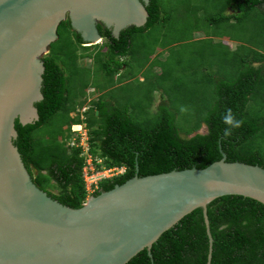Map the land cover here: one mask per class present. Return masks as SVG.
Segmentation results:
<instances>
[{
    "label": "trees",
    "instance_id": "1",
    "mask_svg": "<svg viewBox=\"0 0 264 264\" xmlns=\"http://www.w3.org/2000/svg\"><path fill=\"white\" fill-rule=\"evenodd\" d=\"M166 1L150 0L146 5L149 13L146 25L129 26L119 37H115L111 29L99 25L107 38L106 43L100 48L86 47L84 53H79L83 38L72 29L70 20L60 24L59 39L44 57V98L36 103L40 118L26 125L17 118L18 137L14 142L34 182L64 205L80 208L88 197L83 176L87 157L80 147L69 148L67 139L71 136V125L80 121V117L74 118L70 113L79 105L84 106L86 100L82 97L90 86L99 92L98 98L90 101L86 112L90 154L102 158L101 161L95 158L96 168L126 167L123 174L103 180L94 195L125 183L137 173L147 176L174 169L205 168L220 160L223 153L228 161L264 167L262 51L251 52L250 49L241 54L242 43L236 48L227 46L229 51H224L223 57L232 56L226 65V72L232 76L208 77V89L203 83L205 78L196 81V88L182 79L170 88L161 89L162 81L179 80L183 76L179 75L180 69L174 72L164 68L160 77L146 83L145 90L142 86L134 89V95L126 91L122 97L115 95L112 98L110 92L102 93L107 85L117 81L127 83L154 60L152 56L157 49L151 46L152 35L149 34L157 30V34L163 37L159 28L171 20L174 9ZM225 4L208 20L215 25L225 21L231 23L232 20L241 23L243 17H253L263 31L259 38L263 45L264 24L255 17L261 13L263 16L260 17L264 18V0H226ZM186 24L201 26L196 18ZM217 36L239 41L226 30ZM205 40L213 44V37ZM173 43L167 42L160 48L171 49ZM173 50L168 58L174 55ZM88 56L94 60L91 68L79 62ZM164 63L166 61L162 65ZM131 67L137 70L133 72ZM124 68L126 72L119 73ZM87 75L94 76L92 82L89 77L83 78ZM180 89L188 91L178 95ZM157 90L163 97L158 104L153 96ZM186 100L189 101L188 107L182 108V101ZM229 108L243 123L226 137L223 129L227 126L222 116ZM203 124L208 126L205 134L198 132ZM208 216L214 239L210 264H264L263 203L243 195H225L209 203ZM209 249L210 238L203 209L197 208L162 234L153 244L152 255L144 249L127 264H207Z\"/></svg>",
    "mask_w": 264,
    "mask_h": 264
},
{
    "label": "water",
    "instance_id": "2",
    "mask_svg": "<svg viewBox=\"0 0 264 264\" xmlns=\"http://www.w3.org/2000/svg\"><path fill=\"white\" fill-rule=\"evenodd\" d=\"M149 2L0 0V264H127L144 249L152 255L162 234L197 208L210 238V264L209 203L243 195L264 204V167L228 161L225 153L205 168L136 174L80 208L64 205L34 182L14 142L16 120L26 125L39 119L42 58L58 38V26L70 14L85 40L101 38L98 21L118 37L124 28L147 22Z\"/></svg>",
    "mask_w": 264,
    "mask_h": 264
},
{
    "label": "rangeland",
    "instance_id": "3",
    "mask_svg": "<svg viewBox=\"0 0 264 264\" xmlns=\"http://www.w3.org/2000/svg\"><path fill=\"white\" fill-rule=\"evenodd\" d=\"M225 3L226 0H189L188 2L184 0H167L166 4H171L169 5V7H172L174 9L171 11V20L166 25L159 28V31L161 33H164L163 37L157 34V30H154L153 33L151 31L149 34L152 35V39H150V41L152 40L151 46L155 47V50L157 49L155 54L152 56L155 57L154 60L146 64L145 67V70L147 71V69H149L148 71L150 73H144L145 70L136 72L137 76L127 81V83L123 85H119V83H117L116 86L111 89L110 96L112 98H114L115 95L122 97L126 91L131 95H134V89L138 88L139 86H142L143 90H145L144 86L146 85V83L152 80H156V78L160 77V75L164 71V68L173 71L175 70L174 72L180 69L179 75L183 76L180 77L179 80L175 78L173 80L167 79L162 81L159 85L161 89L165 87L170 88L176 82L180 83L182 79L185 82L192 84V86L196 88V81L203 78H205L206 83L203 81L202 82L205 84L206 89H208V77L213 76L219 78V76L221 75H225L226 77H228V75H230V77L232 76V73L226 72V65L228 64L230 55L228 57H223V52L229 51V49L227 48V46L229 45L227 43H230L229 47L232 48H236V45L242 43L243 46L241 47V54L249 51L250 49L251 52L254 50L264 52V44L262 45L261 41L259 40L263 31L259 27L260 25L258 24V22L254 21L253 17H243L241 23H230L225 21L215 25L208 20L211 15L218 14L226 5ZM183 6H185V8ZM226 12H228V8L226 9ZM259 15L263 16L261 13ZM260 16L255 18H257L258 20L261 19L262 23L264 24V18ZM194 18L197 19L199 25H201L200 27H193L191 25L187 26L186 23L189 21H193ZM223 30H226L230 34L238 37L237 39H239L241 43L237 42L233 44L229 39H221V37L217 36L219 35V32ZM211 37H213L212 45L210 44L211 41L205 40V38ZM170 41L174 42L172 44L173 48L168 50H166V48L160 49V47ZM221 42H223V44ZM172 49H174V55L168 58V54H170ZM156 59L160 62H157ZM165 61L166 63L162 65V63ZM83 63L88 65L89 67L93 66L92 58L83 61ZM131 70L134 72L137 70V68L133 69L131 67ZM100 71L103 73L102 70ZM86 77H89L90 81L92 82V77L94 76H83V78ZM106 85L107 84H105V86ZM109 86L110 85H107L106 88H108ZM91 91L92 88H90L87 92ZM169 91L172 94H176V91H171L170 89ZM185 91L188 90H177V94L180 95ZM98 96L99 92H93L90 96V99H97ZM153 96L156 104H158L163 98L161 91L158 90L154 92ZM182 102V108L188 107L186 106L187 104H189L188 100ZM200 131L206 132V128L202 127ZM87 171L88 170L86 169V172ZM98 177L99 176L97 175L91 178L87 177V183L88 181L90 183L92 180L98 179Z\"/></svg>",
    "mask_w": 264,
    "mask_h": 264
},
{
    "label": "clouds",
    "instance_id": "4",
    "mask_svg": "<svg viewBox=\"0 0 264 264\" xmlns=\"http://www.w3.org/2000/svg\"><path fill=\"white\" fill-rule=\"evenodd\" d=\"M229 11H230V9H229ZM149 18V17H148ZM66 20H70V22H71V19H70V14H68L67 15V17L63 20V21H66ZM62 21V22H63ZM147 21H148V19H147ZM61 22V23H62ZM231 22H237V21H234V20H232ZM60 23V24H61ZM147 23V22H146ZM146 23L144 24V25H146ZM99 25H102L104 28H108V29H111V28H109V27H106V25L104 24V23H102V22H100V21H98L97 22V27H98V29H99ZM144 25H142V26H144ZM60 26V25H59ZM59 26H58V28H59ZM71 26H72V23H71ZM130 26H132V25H130ZM129 27V26H128ZM141 27V26H140ZM58 28H57V34H58ZM127 28V27H126ZM72 29H73V27H72ZM125 29V28H124ZM74 31H76L75 29H73ZM111 31H112V29H111ZM76 32H78V31H76ZM99 32H100V34H101V38L100 39H98L97 41H93V40H85L84 38H83V35L80 33V32H78V33H80L81 34V36H82V38H83V42H82V46H81V48L79 49V53H84V52H86L87 51V49H86V47H94V46H97V48L99 47V46H101V45H104L105 43H106V41H107V38H106V36L105 35H103L102 33H101V31H100V29H99ZM122 32V31H121ZM112 34H113V32H112ZM121 34V33H120ZM120 36V35H119ZM118 36V37H119ZM116 37V36H115ZM220 37V36H219ZM59 39V34H58V38L55 40V41H57ZM221 39H229L233 44H235V43H241V41L239 40V41H235V40H232V39H230L229 37H227V36H225V37H221ZM55 41H53L51 44H50V47H49V50H48V52L47 53H45L44 54V56H43V61H44V57L48 54V53H50V51H51V46H52V44L55 42ZM229 46H230V43H227ZM237 46V45H236ZM100 48V47H99ZM232 48V47H231ZM161 49V48H160ZM169 49V47H166V50H168ZM83 50V51H82ZM166 50H164V51H166ZM161 56V55H160ZM168 56H169V54H168ZM90 58H92V57H85V58H83V59H80L79 60V62L81 63V65H85V66H87V67H89L88 65H86V64H84L83 63V61H86L87 59H90ZM254 62V65H256V63H255V61H253ZM252 62V63H253ZM92 64L94 65V60H93V58H92ZM93 67V66H92ZM91 68V67H90ZM126 68H124V69H121L120 70V72L119 73H125L126 72V70H125ZM119 75L120 74H118L117 75V78H116V81H117V79L119 78ZM42 77H43V75H42ZM127 82V81H126ZM117 83H119V85H121V84H123V83H125V82H123V83H121V82H119V81H117L115 84H113V85H110L108 88H105L103 91H102V93H107V92H110L111 93V89L112 88H114V86H116V84ZM42 85H43V82H42ZM90 88H92V91L91 92H87V94L84 96V99H83V97H82V99L83 100H86V103L84 104V106H78L77 107V109L75 110V111H72L71 113H70V115L72 116V117H74V118H76V117H80V121H78V122H75V123H73L72 125H71V136L67 139V144H68V146H69V148H72V147H80L81 149H82V154L83 155H85L86 157H87V159L90 157V156H92L91 154H90V135H89V125H88V121H87V115H86V112L88 111V109H89V107H90V101H92V99H90V96L92 95V93L93 92H97L96 91V88L94 87V86H90V87H88V89H87V91L90 89ZM43 93V92H42ZM101 94V93H100ZM44 96V95H43ZM41 101V100H40ZM37 102H39V101H37ZM37 102H35V106H36V103ZM37 107V106H36ZM37 109H38V107H37ZM38 112H39V110H38ZM39 118H40V115H39ZM39 120V119H38ZM222 120H223V123L227 126V127H225L224 129H223V135L224 136H230L231 134H232V130L233 129H235V128H239L241 125H242V123H243V121L241 120V119H239V118H237V116L233 113V111H232V109H226V111H225V113L223 114V116H222ZM35 121H37V120H35ZM34 121V122H35ZM34 122H32V123H34ZM205 125L206 124H203V126L202 127H205ZM207 126V125H206ZM201 127V128H202ZM208 127V126H207ZM200 131V130H199ZM198 131V132H199ZM208 132V131H207ZM207 132H204V134L205 133H207ZM16 146H18V145H16ZM19 148V147H18ZM20 150V149H19ZM21 152V151H20ZM21 156H22V158H23V155H22V153H21ZM93 157V156H92ZM94 158V157H93ZM96 159H98L99 161H101L102 160V158L100 157V156H97V157H95ZM94 158V159H95ZM23 161H24V158H23ZM25 162V161H24ZM25 165H26V163H25ZM27 167V166H26ZM85 167H86V165L84 166V172H83V176H84V181H85V183H86V188H87V191H88V197H87V200H88V198H90L92 195H94V193H95V191L97 190V189H100V183L103 181V180H105V179H109V178H111V177H114V176H117V175H119V174H123L125 171H126V167H113V168H109V169H107V168H104L105 170H110L111 171V176H108V177H106V178H103L102 180H100V181H98V184L97 185H93V188L95 187V190H94V192H91V191H89V189H88V185H89V183H87V179H86V175H85ZM138 167V166H137ZM27 169H28V167H27ZM137 171H139V167H138V170ZM30 172V171H29ZM31 174V173H30ZM138 174V173H137ZM139 175V174H138ZM32 176V175H31ZM140 176V175H139ZM133 178V177H132ZM131 179V178H130ZM88 184V185H87ZM86 200V201H87ZM85 201V202H86ZM84 202V203H85ZM83 203V204H84Z\"/></svg>",
    "mask_w": 264,
    "mask_h": 264
},
{
    "label": "built area",
    "instance_id": "5",
    "mask_svg": "<svg viewBox=\"0 0 264 264\" xmlns=\"http://www.w3.org/2000/svg\"><path fill=\"white\" fill-rule=\"evenodd\" d=\"M86 169L88 170L86 172ZM85 172H86V178H91V177H94L95 175L99 176L98 179L96 180H92L89 185H88V189L89 191L91 192H94L95 190V187L93 188V185H97L98 184V181L102 180L103 178H106L108 176H111V171L110 170H105V169H97L96 168V165H95V159L90 156L88 159H87V165L85 167Z\"/></svg>",
    "mask_w": 264,
    "mask_h": 264
},
{
    "label": "flooded vegetation",
    "instance_id": "6",
    "mask_svg": "<svg viewBox=\"0 0 264 264\" xmlns=\"http://www.w3.org/2000/svg\"><path fill=\"white\" fill-rule=\"evenodd\" d=\"M146 6V5H145Z\"/></svg>",
    "mask_w": 264,
    "mask_h": 264
}]
</instances>
